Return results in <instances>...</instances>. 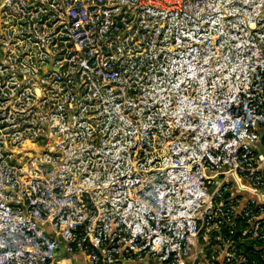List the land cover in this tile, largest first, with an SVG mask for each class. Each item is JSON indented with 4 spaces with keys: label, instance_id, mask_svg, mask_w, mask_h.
Returning <instances> with one entry per match:
<instances>
[{
    "label": "built area",
    "instance_id": "2783aa9c",
    "mask_svg": "<svg viewBox=\"0 0 264 264\" xmlns=\"http://www.w3.org/2000/svg\"><path fill=\"white\" fill-rule=\"evenodd\" d=\"M264 0H0V264H264Z\"/></svg>",
    "mask_w": 264,
    "mask_h": 264
},
{
    "label": "crops",
    "instance_id": "0c3cea01",
    "mask_svg": "<svg viewBox=\"0 0 264 264\" xmlns=\"http://www.w3.org/2000/svg\"><path fill=\"white\" fill-rule=\"evenodd\" d=\"M263 176H264V170H263Z\"/></svg>",
    "mask_w": 264,
    "mask_h": 264
}]
</instances>
